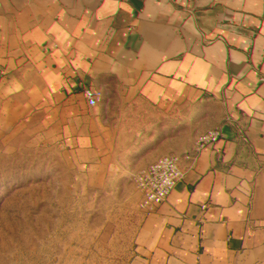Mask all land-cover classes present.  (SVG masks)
Returning a JSON list of instances; mask_svg holds the SVG:
<instances>
[{"label": "crops", "instance_id": "crops-1", "mask_svg": "<svg viewBox=\"0 0 264 264\" xmlns=\"http://www.w3.org/2000/svg\"><path fill=\"white\" fill-rule=\"evenodd\" d=\"M196 109L222 136L144 215L135 263L264 264V0H0L1 136L106 175L180 151Z\"/></svg>", "mask_w": 264, "mask_h": 264}, {"label": "rangeland", "instance_id": "rangeland-1", "mask_svg": "<svg viewBox=\"0 0 264 264\" xmlns=\"http://www.w3.org/2000/svg\"><path fill=\"white\" fill-rule=\"evenodd\" d=\"M204 113L180 114V151L201 135ZM159 119L166 136L173 119ZM133 164L104 175L35 129L0 133V264H136L149 211L136 176L148 165Z\"/></svg>", "mask_w": 264, "mask_h": 264}, {"label": "built area", "instance_id": "built-area-1", "mask_svg": "<svg viewBox=\"0 0 264 264\" xmlns=\"http://www.w3.org/2000/svg\"><path fill=\"white\" fill-rule=\"evenodd\" d=\"M84 95L92 106L97 105L103 97L100 90L92 87H87ZM221 136L220 128L208 129L202 132L191 146L159 156V159L137 174L136 182L139 183L143 194V204L148 206L149 211L168 197L174 186L182 181L187 170L196 166L203 148L215 143ZM242 140L244 143L248 140L244 133Z\"/></svg>", "mask_w": 264, "mask_h": 264}]
</instances>
